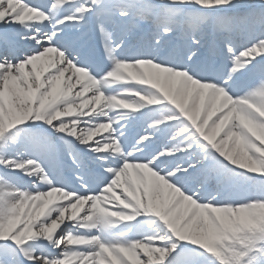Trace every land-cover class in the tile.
I'll list each match as a JSON object with an SVG mask.
<instances>
[{
    "label": "snow or ice",
    "instance_id": "6c2138e0",
    "mask_svg": "<svg viewBox=\"0 0 264 264\" xmlns=\"http://www.w3.org/2000/svg\"><path fill=\"white\" fill-rule=\"evenodd\" d=\"M0 264H264V0H0Z\"/></svg>",
    "mask_w": 264,
    "mask_h": 264
}]
</instances>
